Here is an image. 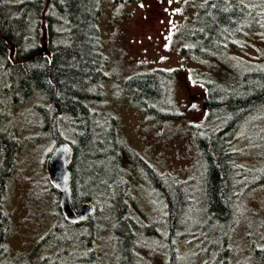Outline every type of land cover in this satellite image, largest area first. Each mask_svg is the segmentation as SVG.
I'll return each mask as SVG.
<instances>
[{
    "label": "rangeland",
    "instance_id": "rangeland-1",
    "mask_svg": "<svg viewBox=\"0 0 264 264\" xmlns=\"http://www.w3.org/2000/svg\"><path fill=\"white\" fill-rule=\"evenodd\" d=\"M205 1L163 0L158 3L157 0H131L114 4L105 0L98 20L102 52L108 58L109 78L104 99L97 110L115 118L120 136L135 152V156L123 154L122 166L127 167L130 205L138 224V228L135 226L136 250L140 252L142 257L139 261L143 264H167V252L151 245L141 234L139 226L158 219L161 214V200L146 178L141 162L171 178L166 181L165 188H168V182H172L169 191L176 197L180 195L176 181H184L186 190L193 197L187 209H192L193 213L200 211L201 200L205 197V178L201 172L195 131L196 135L209 133L211 129L229 122L234 115L223 108L211 110L207 115L206 95L210 93L214 100L240 93L244 96L249 95L250 92H245L249 86H263L253 76L245 79L244 75L255 71L254 68H264L263 29L234 38L236 46L222 52H204L197 59L186 56L194 48L189 37L197 31L195 17L199 5ZM240 1H257L262 4L264 12V0ZM156 70L174 72L177 80L171 88V98L168 97L170 108L163 103H149L145 114L132 101L125 82L136 74ZM32 105L33 101L13 108L11 112L20 147L8 190L7 208L12 223L6 239L9 260L13 264H87L89 258L84 246L89 231L86 228L71 232L61 225L58 233L45 238L57 215L56 194L50 187L48 171V160L55 145L47 137L53 133L39 129ZM103 115L89 122V132L85 133L89 138L88 144L84 142L79 147L75 170L84 196L94 193L103 198L108 191L120 189L114 181L120 170L117 166L120 162L114 157L118 149L110 136L111 122L105 121ZM170 115L177 117L169 120ZM255 115L259 118L246 119L229 136L234 159L250 169L253 175L264 166V103ZM249 181L254 183L253 179L243 178L242 184L247 186ZM89 184H92V189ZM239 202L234 259L238 264H257L253 249L264 247V188L257 186L242 191ZM111 207L105 203L100 205L102 212L109 211ZM93 215L100 226H96L97 240L94 242L93 239L92 246L102 255L108 246L110 223L98 214ZM78 237L82 242L74 240ZM211 240L205 238L202 248L198 243L189 245L182 242L178 252L189 260V264H210L201 256L191 263V253L198 255L207 251ZM104 264L114 263L111 258ZM175 264L186 263L179 258Z\"/></svg>",
    "mask_w": 264,
    "mask_h": 264
},
{
    "label": "trees",
    "instance_id": "trees-1",
    "mask_svg": "<svg viewBox=\"0 0 264 264\" xmlns=\"http://www.w3.org/2000/svg\"><path fill=\"white\" fill-rule=\"evenodd\" d=\"M104 1L0 0V264H13L9 260L6 244L12 224L7 202L20 143L11 112L13 108H20L32 101L34 105L31 108L39 129L44 133H53L47 137L55 147L66 143L73 151L69 168L72 207L77 208L87 202L93 214L100 215L110 223L108 249L104 248L105 252L100 255L99 250L93 247L97 240L96 226H100L95 222L94 215L90 214L82 223L68 222L61 212L60 195L50 183L56 194L57 215L45 238L58 233L61 225L71 232L86 228L89 231L84 246L89 258L87 264H104L111 258L114 264H143L139 261L142 256L136 250L135 226L138 228V224L130 205L127 167L122 166L123 154L135 156V152L120 136L115 118L97 110L104 99L105 84L109 78L108 58L102 52L98 29ZM109 1L123 4L131 0ZM261 5L257 1L243 3L240 0H207L201 3L195 17L197 31L189 37L194 48L186 56L197 59L204 52H222L236 46L234 38L253 30H264ZM263 69L254 68L255 71L244 74L245 79L253 76L263 83L262 87L256 88L253 84L245 91L253 94L243 96L240 93L217 100L210 93L206 95L207 115L211 110L221 108L232 111L234 115L226 124L215 127V131L211 129L209 133L200 135H196L195 131L201 172L205 178V197L201 200L200 211L193 213L192 209H187L193 197L186 190L184 181H176L180 190L179 197H176L169 191L172 182H168V188H165L166 181L171 178L162 176L154 167L140 161L147 173L146 178L161 200V214L158 219L139 227L147 242L167 252V264H175L179 258L189 264V260L178 252L182 242L189 245L198 243L202 248L203 240L207 237L212 238L208 250L198 255L191 253V263L201 256L207 258L210 264H238L233 249L239 225V199L242 191L257 186L264 188V166L253 175L250 169L239 165L234 159L229 136L246 119L258 117L256 111L264 103ZM176 80L174 72L156 70L131 76L125 85L132 101L146 114L149 103H163L170 108L168 97L170 99L173 94L171 88ZM253 89L255 91H249ZM101 115L105 121L111 122L110 136L118 149L114 157L120 162L117 163L120 170L114 177L120 189L108 191L103 198L94 193L84 196L75 170L79 147L84 142L88 144L89 138L85 137V133L89 132V122ZM174 116L170 115L167 119ZM243 178L253 179L254 183L249 181V185L244 186ZM89 186L92 189V184ZM102 203L112 207L102 212ZM74 240L82 242L80 237ZM253 254L257 264H264V247L254 248Z\"/></svg>",
    "mask_w": 264,
    "mask_h": 264
},
{
    "label": "water",
    "instance_id": "water-1",
    "mask_svg": "<svg viewBox=\"0 0 264 264\" xmlns=\"http://www.w3.org/2000/svg\"><path fill=\"white\" fill-rule=\"evenodd\" d=\"M73 160L71 147L62 143L55 147L48 160L50 182L60 195L61 212L68 222L82 223L89 217L92 207L83 203L77 208L72 207V182L70 165Z\"/></svg>",
    "mask_w": 264,
    "mask_h": 264
},
{
    "label": "flooded vegetation",
    "instance_id": "flooded-vegetation-1",
    "mask_svg": "<svg viewBox=\"0 0 264 264\" xmlns=\"http://www.w3.org/2000/svg\"><path fill=\"white\" fill-rule=\"evenodd\" d=\"M158 1V3H162L163 2V0H157Z\"/></svg>",
    "mask_w": 264,
    "mask_h": 264
}]
</instances>
